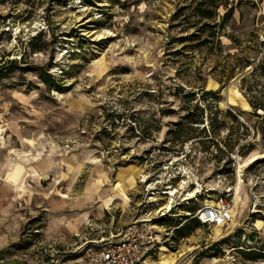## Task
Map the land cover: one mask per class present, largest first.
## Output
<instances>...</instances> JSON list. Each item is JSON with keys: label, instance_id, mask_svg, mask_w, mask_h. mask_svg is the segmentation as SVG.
<instances>
[{"label": "rangeland", "instance_id": "1", "mask_svg": "<svg viewBox=\"0 0 264 264\" xmlns=\"http://www.w3.org/2000/svg\"><path fill=\"white\" fill-rule=\"evenodd\" d=\"M198 1L0 0L10 258L80 264L152 215L168 240L149 264H264V0L206 27ZM221 195L232 220L200 223Z\"/></svg>", "mask_w": 264, "mask_h": 264}, {"label": "built area", "instance_id": "2", "mask_svg": "<svg viewBox=\"0 0 264 264\" xmlns=\"http://www.w3.org/2000/svg\"><path fill=\"white\" fill-rule=\"evenodd\" d=\"M233 202L228 195L219 196L214 203L198 209L197 219L202 224L225 226L232 220ZM167 238L157 230L152 215L130 222L119 238H108L87 251L80 264H149Z\"/></svg>", "mask_w": 264, "mask_h": 264}, {"label": "trees", "instance_id": "3", "mask_svg": "<svg viewBox=\"0 0 264 264\" xmlns=\"http://www.w3.org/2000/svg\"><path fill=\"white\" fill-rule=\"evenodd\" d=\"M221 5L226 7V12L223 15V18H225L231 13V10L233 9V6L229 7L228 0H199L196 3L194 11L201 19V22H203V27L213 25L212 22L216 20L218 13L217 9Z\"/></svg>", "mask_w": 264, "mask_h": 264}, {"label": "bare ground", "instance_id": "4", "mask_svg": "<svg viewBox=\"0 0 264 264\" xmlns=\"http://www.w3.org/2000/svg\"><path fill=\"white\" fill-rule=\"evenodd\" d=\"M29 141H33L32 139H29V138H27ZM17 156H19L20 157V154L18 153V152H14ZM28 168H32V165L31 166H29ZM27 168L25 167V166H23V167H21L20 169H19V171L16 173V180H18L19 179V177L23 174V172L26 170ZM35 171H37L36 169H35ZM38 174V173H37ZM43 176H45V178H49V174L48 173H44V175ZM116 187H118L120 190H121V192H122V194L126 197V198H129V196H128V194L126 193V190H125V188H126V186H124L123 185V183L122 182H120V181H118L117 182V184H116ZM176 190H171V191H167L166 193H168V194H173L174 192H175ZM114 199V197L112 196V195H110L109 197H108V199H107V201L108 202H110V201H112ZM167 206H168V204H167ZM164 249L165 250H167V247H164ZM173 260L168 256V254L167 253H165V252H163L162 254H161V256H160V258H159V262L161 263V264H169V263H171Z\"/></svg>", "mask_w": 264, "mask_h": 264}, {"label": "crops", "instance_id": "5", "mask_svg": "<svg viewBox=\"0 0 264 264\" xmlns=\"http://www.w3.org/2000/svg\"><path fill=\"white\" fill-rule=\"evenodd\" d=\"M124 229H122L120 232H118L117 236L115 234H111L110 237L107 238H119L121 233L123 232ZM119 235V236H118ZM0 264H26L24 261L21 259H13L10 258L5 252L0 248ZM32 264V263H29ZM44 264H49V262H46ZM51 264V263H50Z\"/></svg>", "mask_w": 264, "mask_h": 264}]
</instances>
